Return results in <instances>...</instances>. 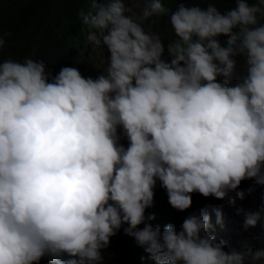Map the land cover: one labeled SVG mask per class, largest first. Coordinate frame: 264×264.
Segmentation results:
<instances>
[{
	"label": "clouds",
	"instance_id": "1",
	"mask_svg": "<svg viewBox=\"0 0 264 264\" xmlns=\"http://www.w3.org/2000/svg\"><path fill=\"white\" fill-rule=\"evenodd\" d=\"M90 2L97 77L0 60V264H264V0Z\"/></svg>",
	"mask_w": 264,
	"mask_h": 264
},
{
	"label": "trees",
	"instance_id": "2",
	"mask_svg": "<svg viewBox=\"0 0 264 264\" xmlns=\"http://www.w3.org/2000/svg\"><path fill=\"white\" fill-rule=\"evenodd\" d=\"M165 6L174 10L177 4L167 0ZM218 6L233 7V0H223ZM91 8L90 0H0V35L5 39L0 60H44L55 74L74 61L89 72L86 64L92 47L86 42L88 28L82 25L79 13ZM168 19L160 17L152 25L154 31L165 35V43L172 38ZM227 39L221 37L224 43ZM121 263L134 264V257L126 254Z\"/></svg>",
	"mask_w": 264,
	"mask_h": 264
},
{
	"label": "rangeland",
	"instance_id": "3",
	"mask_svg": "<svg viewBox=\"0 0 264 264\" xmlns=\"http://www.w3.org/2000/svg\"><path fill=\"white\" fill-rule=\"evenodd\" d=\"M107 51L103 47L91 48L89 57L90 60L86 66L90 74H93L94 78L101 74L102 68L107 62ZM254 184V180L244 182V186L250 187Z\"/></svg>",
	"mask_w": 264,
	"mask_h": 264
},
{
	"label": "bare ground",
	"instance_id": "4",
	"mask_svg": "<svg viewBox=\"0 0 264 264\" xmlns=\"http://www.w3.org/2000/svg\"><path fill=\"white\" fill-rule=\"evenodd\" d=\"M168 32V31H167ZM62 55V54H61ZM63 59V58H62ZM58 63V62H57Z\"/></svg>",
	"mask_w": 264,
	"mask_h": 264
}]
</instances>
